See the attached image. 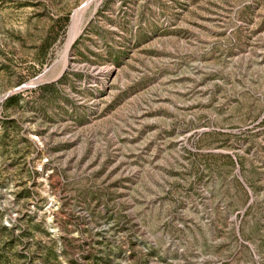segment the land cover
Here are the masks:
<instances>
[{
    "label": "rangeland",
    "instance_id": "374dc122",
    "mask_svg": "<svg viewBox=\"0 0 264 264\" xmlns=\"http://www.w3.org/2000/svg\"><path fill=\"white\" fill-rule=\"evenodd\" d=\"M0 264H264V0H0Z\"/></svg>",
    "mask_w": 264,
    "mask_h": 264
},
{
    "label": "bare ground",
    "instance_id": "6f19581e",
    "mask_svg": "<svg viewBox=\"0 0 264 264\" xmlns=\"http://www.w3.org/2000/svg\"><path fill=\"white\" fill-rule=\"evenodd\" d=\"M82 11L83 10L78 11L77 17L75 19L77 22L74 24V27H73V29L71 30V33H70L69 41H68V44H67L65 52H64L65 64L68 61V56H69V53H70V50H71L72 42L74 41V39H75V37L77 36V33H78L77 32L78 29H79L78 25L80 24Z\"/></svg>",
    "mask_w": 264,
    "mask_h": 264
},
{
    "label": "trees",
    "instance_id": "16d2710c",
    "mask_svg": "<svg viewBox=\"0 0 264 264\" xmlns=\"http://www.w3.org/2000/svg\"><path fill=\"white\" fill-rule=\"evenodd\" d=\"M55 85V82H48V83H44V84H40V85H37L34 89H25V92L26 91H32V90H36V89H42V88H46V87H52ZM22 92H18L14 95H11L10 97L8 98H11V97H14V96H19Z\"/></svg>",
    "mask_w": 264,
    "mask_h": 264
}]
</instances>
